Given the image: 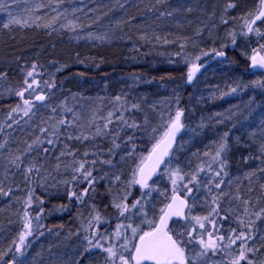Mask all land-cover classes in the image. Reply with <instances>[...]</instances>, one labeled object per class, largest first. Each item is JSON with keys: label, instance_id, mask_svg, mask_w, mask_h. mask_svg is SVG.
Returning a JSON list of instances; mask_svg holds the SVG:
<instances>
[{"label": "snow or ice", "instance_id": "obj_1", "mask_svg": "<svg viewBox=\"0 0 264 264\" xmlns=\"http://www.w3.org/2000/svg\"><path fill=\"white\" fill-rule=\"evenodd\" d=\"M65 4L0 0V199L19 224H0V264H264V0ZM28 31L68 46L18 55ZM81 41L128 44L124 60L163 57L180 76L157 84L169 89L158 101L132 91L155 76L131 74L119 93L73 91L60 75L72 64L110 63L71 47ZM65 214L67 231L46 223ZM46 235L64 251L30 257Z\"/></svg>", "mask_w": 264, "mask_h": 264}, {"label": "trees", "instance_id": "obj_2", "mask_svg": "<svg viewBox=\"0 0 264 264\" xmlns=\"http://www.w3.org/2000/svg\"><path fill=\"white\" fill-rule=\"evenodd\" d=\"M134 2H140V0H134ZM71 3H75L79 6L87 5L88 8L93 7L92 0H84V4H81V0H71ZM104 3H108L111 5L116 4V0H104ZM65 6H69V0H66ZM87 10V9H86ZM133 14L137 15V21H133V23H143V21L140 19V17L143 15V12H137L135 9L132 10ZM116 15H119V13H116ZM0 19H3V15L0 14ZM108 18L106 17L105 20ZM173 31H176L175 28L172 29ZM134 31V30H133ZM17 39L19 40L21 35H25V33H16ZM27 38L23 41L22 47L26 49L24 52L17 51L18 55H25V56H31L35 52L40 51V46H44V51L41 53V59L45 60L48 58L47 54L49 51H51V42H55L57 44V51H60L61 49L68 46L67 36H64L63 40H61L60 37L52 36L48 37L44 35L43 32H31L28 31L26 33ZM3 39H7V37H4ZM72 48L81 51L82 53H88V54H101L108 58L110 63H104L101 65L100 68H89L86 69L83 65L79 64H72L68 69L65 70L63 74H60L62 78H67L66 83L68 87H71L73 91L79 90L80 92H83L86 95H90L95 97L97 94L103 95V84H108V92L109 93H119L122 89L128 90V87L133 82L128 79V77L131 74H137L145 76L146 78L151 79L153 76L156 77V80L152 84H145L141 82L138 87H135L132 91L133 94L135 93H148L150 99L160 100L164 95H166L169 91V89L161 88L157 90V84L159 83H168V76H176L179 78L180 73L175 71V67L173 65L167 64L164 61L163 57L159 56H148V57H138L136 61L132 60H124L125 56H132L135 55L134 53L129 52L127 49L129 47L128 44L117 42L114 46H103L99 48H92L91 45L87 44L84 41H81L79 45L73 43L71 45ZM5 49L2 45V40H0V56L3 55ZM237 54H234L232 52H229V56H235ZM216 62H213L212 64H215ZM246 65L242 63H238L235 65V68L237 72H243ZM79 72H85L86 76L83 79H80L76 76V73ZM107 74V75H106ZM163 76L165 79L164 81L160 80V77ZM210 80H215L217 82H221L220 75L213 74L211 71L208 74ZM247 79V77H245ZM76 80H80V84L82 85L77 89V86L75 84ZM86 82V83H85ZM103 82V83H101ZM99 85V86H98ZM202 88H204L205 93L207 91V88L202 85ZM192 91V89L189 87L188 90L185 92L184 97V103H188V94ZM248 98V94L245 93L242 98L240 97H231V98H225L221 102V100L210 102L207 105H204L205 110L208 111H223L225 108H228L230 105L228 103V100L231 101V104H240L243 100H246ZM219 104L220 108H213L215 104ZM202 147V145H201ZM49 207L51 205L49 204ZM0 224H2L6 229H12L15 230L19 227L18 223H14L12 225L8 224V221L10 219H14L12 215L13 210H9L5 204L3 199H0ZM49 225L51 224H65V231H67L69 228L73 227V224L71 223V217L67 216L66 214L61 215H54L49 217V219L46 221ZM64 243H69L68 241H65ZM49 245H59L58 247H53L52 251L56 253H60L64 251V244L61 243V238L52 239V236L46 235L45 237H41L39 240L35 241L32 248L30 249L29 255L30 257H35L36 252L40 251L41 248L44 249V255L47 257V248Z\"/></svg>", "mask_w": 264, "mask_h": 264}, {"label": "bare ground", "instance_id": "obj_3", "mask_svg": "<svg viewBox=\"0 0 264 264\" xmlns=\"http://www.w3.org/2000/svg\"><path fill=\"white\" fill-rule=\"evenodd\" d=\"M206 94H207V91H206ZM223 100H221V102H222ZM219 104H221V103H219ZM218 103L217 104H215L214 106H213V108H220V105H219Z\"/></svg>", "mask_w": 264, "mask_h": 264}, {"label": "rangeland", "instance_id": "obj_4", "mask_svg": "<svg viewBox=\"0 0 264 264\" xmlns=\"http://www.w3.org/2000/svg\"><path fill=\"white\" fill-rule=\"evenodd\" d=\"M57 237H55V236H52V239H56Z\"/></svg>", "mask_w": 264, "mask_h": 264}]
</instances>
